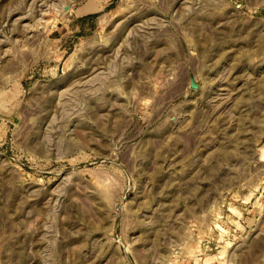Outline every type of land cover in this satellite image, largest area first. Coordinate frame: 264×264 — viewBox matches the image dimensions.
<instances>
[{
	"label": "rangeland",
	"instance_id": "374dc122",
	"mask_svg": "<svg viewBox=\"0 0 264 264\" xmlns=\"http://www.w3.org/2000/svg\"><path fill=\"white\" fill-rule=\"evenodd\" d=\"M0 264H264V0H0Z\"/></svg>",
	"mask_w": 264,
	"mask_h": 264
},
{
	"label": "water",
	"instance_id": "95a60500",
	"mask_svg": "<svg viewBox=\"0 0 264 264\" xmlns=\"http://www.w3.org/2000/svg\"><path fill=\"white\" fill-rule=\"evenodd\" d=\"M190 85H191V87H193V88L197 87V85H196L193 81L191 82Z\"/></svg>",
	"mask_w": 264,
	"mask_h": 264
}]
</instances>
